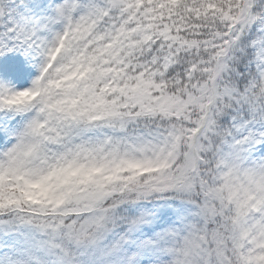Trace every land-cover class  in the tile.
Segmentation results:
<instances>
[{"label": "snow or ice", "instance_id": "6c2138e0", "mask_svg": "<svg viewBox=\"0 0 264 264\" xmlns=\"http://www.w3.org/2000/svg\"><path fill=\"white\" fill-rule=\"evenodd\" d=\"M0 264H264V0H0Z\"/></svg>", "mask_w": 264, "mask_h": 264}]
</instances>
